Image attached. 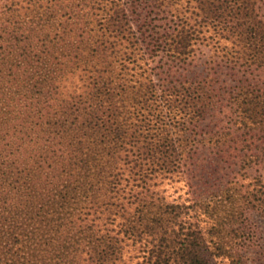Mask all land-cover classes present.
I'll return each instance as SVG.
<instances>
[{"label": "trees", "instance_id": "1", "mask_svg": "<svg viewBox=\"0 0 264 264\" xmlns=\"http://www.w3.org/2000/svg\"><path fill=\"white\" fill-rule=\"evenodd\" d=\"M1 1L0 264H118L136 244L149 264H213L188 219L208 205L152 185L200 149L258 161L264 88L246 73H264V0ZM198 52L201 72H172ZM222 68L243 73L229 126L200 130Z\"/></svg>", "mask_w": 264, "mask_h": 264}, {"label": "rangeland", "instance_id": "2", "mask_svg": "<svg viewBox=\"0 0 264 264\" xmlns=\"http://www.w3.org/2000/svg\"><path fill=\"white\" fill-rule=\"evenodd\" d=\"M2 4L3 1L0 6ZM202 50L205 52L206 49ZM204 59L205 55L198 52L192 65L184 68L174 66L172 72L179 76L199 73ZM242 74L226 68L219 70V110L215 118L199 124L200 130H218L229 126L225 118L229 114L226 100L230 89ZM246 76L252 85L264 88V73H246ZM263 144L261 137L249 142L248 154L259 156V159L251 158L245 168H242L238 157L243 145L236 142L227 146L220 159L208 150L200 149L184 167L183 176L155 178L153 181L152 187L164 191L171 200L181 199L186 204H189V200L193 203L200 200L208 205V212L204 214L202 210L195 209L188 219L201 230L213 264H228L231 258L238 259L242 264H264ZM253 194H257L259 201L255 205L251 203V200H255ZM148 250L139 244L130 245L118 264H149ZM169 264H173L172 260Z\"/></svg>", "mask_w": 264, "mask_h": 264}]
</instances>
